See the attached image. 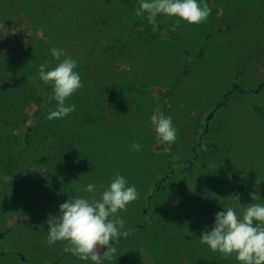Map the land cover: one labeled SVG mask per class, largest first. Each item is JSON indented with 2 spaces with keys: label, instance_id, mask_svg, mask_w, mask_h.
I'll return each mask as SVG.
<instances>
[{
  "label": "rangeland",
  "instance_id": "obj_1",
  "mask_svg": "<svg viewBox=\"0 0 264 264\" xmlns=\"http://www.w3.org/2000/svg\"><path fill=\"white\" fill-rule=\"evenodd\" d=\"M201 3L205 22L172 31L175 18L159 16L153 32L139 0H0V264H91L50 246L47 221L116 174L139 197L118 213L128 236L112 264H237L199 237L233 194L264 197V0ZM53 47L78 62L83 87L66 100L74 112L49 120L56 101L39 66L58 63ZM161 112L174 143L151 124ZM44 127L62 156L50 171L35 167Z\"/></svg>",
  "mask_w": 264,
  "mask_h": 264
},
{
  "label": "clouds",
  "instance_id": "obj_2",
  "mask_svg": "<svg viewBox=\"0 0 264 264\" xmlns=\"http://www.w3.org/2000/svg\"><path fill=\"white\" fill-rule=\"evenodd\" d=\"M137 14H146L153 32L159 30V16L175 18L171 26L175 31L181 22H205L211 15V8L201 0H139ZM222 14L223 9H218L217 15ZM50 54L58 63L51 68L46 63L41 64L39 77L52 86L56 101L47 119H62L76 110V105L66 104V100L83 87V82L75 59L66 56L62 48L53 47ZM150 119L161 142L176 141L178 132L171 116L161 112L154 113ZM130 147L140 151L142 145L133 143ZM83 191L88 195L70 196L59 205L58 215L50 216L47 243L51 246L65 242L63 251L83 262L112 264L118 252L115 244L119 238L128 236L124 230L126 221L118 213L137 200L139 192L120 174H116L106 187L88 183ZM249 197L252 203L241 204L240 194H233L228 205L215 214L211 230L202 232L199 240L213 252L225 258L233 257L237 264H264V197L259 192H251Z\"/></svg>",
  "mask_w": 264,
  "mask_h": 264
},
{
  "label": "trees",
  "instance_id": "obj_3",
  "mask_svg": "<svg viewBox=\"0 0 264 264\" xmlns=\"http://www.w3.org/2000/svg\"><path fill=\"white\" fill-rule=\"evenodd\" d=\"M46 22L48 24L51 21L48 20ZM233 89L240 91V88L238 86H234ZM263 89H264V82L254 92L258 93ZM48 90L52 92V87H48ZM40 98L42 99L43 97H40ZM227 99L228 97L226 96L225 102L227 101ZM225 102L222 104V106L225 104ZM38 111L36 110V112ZM214 113L215 111H213L210 114L208 118L209 121L213 119ZM69 135L71 139L74 140V138H76L79 135V128L77 129L76 127L75 128L73 127ZM56 139H57V136L51 133L50 130L45 129V127L35 129V167H37V170L39 171L44 170V169H47L49 171L52 170L55 162L58 159H60L59 157H62L58 155V152H57L58 144H56ZM75 152H76V148L74 146L72 150L68 152V155H70L71 158H73L75 156ZM165 181H166L165 178L157 179V190L162 188V184Z\"/></svg>",
  "mask_w": 264,
  "mask_h": 264
}]
</instances>
